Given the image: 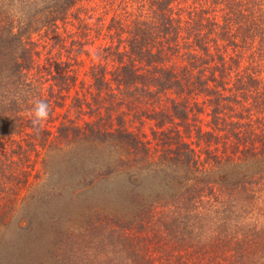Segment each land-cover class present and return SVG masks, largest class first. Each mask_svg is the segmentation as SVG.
<instances>
[{
    "label": "trees",
    "instance_id": "16d2710c",
    "mask_svg": "<svg viewBox=\"0 0 264 264\" xmlns=\"http://www.w3.org/2000/svg\"><path fill=\"white\" fill-rule=\"evenodd\" d=\"M0 264H264V0H0Z\"/></svg>",
    "mask_w": 264,
    "mask_h": 264
},
{
    "label": "rangeland",
    "instance_id": "374dc122",
    "mask_svg": "<svg viewBox=\"0 0 264 264\" xmlns=\"http://www.w3.org/2000/svg\"><path fill=\"white\" fill-rule=\"evenodd\" d=\"M129 128L131 127L132 129L136 130L137 127H140L141 124L136 122L135 120H131L129 123ZM141 130L146 131L149 134V129L147 125H144L140 128ZM20 220H21V215L19 213H14L11 217V221L9 225L5 228L6 234L4 235L5 237L9 238L14 236L16 234L18 225H20Z\"/></svg>",
    "mask_w": 264,
    "mask_h": 264
},
{
    "label": "clouds",
    "instance_id": "9594fccd",
    "mask_svg": "<svg viewBox=\"0 0 264 264\" xmlns=\"http://www.w3.org/2000/svg\"><path fill=\"white\" fill-rule=\"evenodd\" d=\"M49 105L45 101H37L34 108H33V113H34V120L33 124L36 125L40 123L43 120H46L49 116Z\"/></svg>",
    "mask_w": 264,
    "mask_h": 264
}]
</instances>
